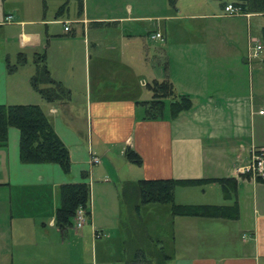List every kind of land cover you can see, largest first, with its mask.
Here are the masks:
<instances>
[{"label":"crops","instance_id":"crops-1","mask_svg":"<svg viewBox=\"0 0 264 264\" xmlns=\"http://www.w3.org/2000/svg\"><path fill=\"white\" fill-rule=\"evenodd\" d=\"M192 1L164 10L166 0H43L41 7L3 0L0 103H39L72 165L65 172L56 162L22 161L20 130L9 127L0 144V264H85L72 243L86 239L93 243L92 264H147L137 255L146 250L143 232L140 244L131 235L118 254L98 251L95 190L112 185L124 201L126 181L165 177L213 178L177 185L175 200L237 204L239 212L233 218L182 216L153 203L157 235L155 252L145 255L149 264H264V179L238 170L264 145V106L254 83L262 82L264 54L251 57V45L235 39L232 15L219 0L220 8L206 1L204 10V3ZM156 31L163 38L152 37ZM38 53L70 90L67 99L49 101L33 86ZM164 77L193 104L175 117L167 110L165 117L147 118L148 82ZM128 147L142 164L126 157ZM224 177L236 182L230 196L219 180ZM82 180L91 186V223L75 237L55 216L59 186Z\"/></svg>","mask_w":264,"mask_h":264},{"label":"trees","instance_id":"trees-1","mask_svg":"<svg viewBox=\"0 0 264 264\" xmlns=\"http://www.w3.org/2000/svg\"><path fill=\"white\" fill-rule=\"evenodd\" d=\"M219 1L223 6L228 2H233L243 12H264V0ZM168 2L173 10L178 8V0H168ZM66 5L67 3L62 4L58 11L65 9ZM262 41L264 52V25ZM35 63L36 69L31 76L33 86L49 101L67 99L70 96V90L61 81L52 77L45 60V54H36ZM148 88L151 90L152 97L144 101L147 118L165 117L168 111L171 117H175L193 104L189 94H182L176 90L170 77L154 78L148 82ZM10 126H16L20 130V158L22 161L56 162L65 172L70 171L72 165L70 151L39 103H0V144L7 141ZM125 154L130 161L142 164V156L134 148L128 147ZM83 175L87 176V172L84 171ZM209 180H213V178H140L135 182L126 181L122 194L127 199H138L137 205L141 203L167 204L173 215L236 217L239 212L237 204L179 203L175 200L177 185L196 184ZM219 180L223 183L224 194L230 196L236 189V182L228 177ZM59 193L60 204L56 209L55 219L60 228L70 227L74 224V216L80 206L85 207L87 215L90 216L91 186L88 181L62 183L59 186ZM153 242L155 244H152ZM145 246L146 250L140 247L137 255L140 256L142 262L149 264L152 259L145 255L155 252L156 241L149 237ZM163 261H165L164 258ZM159 264H162L161 259H159Z\"/></svg>","mask_w":264,"mask_h":264},{"label":"rangeland","instance_id":"rangeland-1","mask_svg":"<svg viewBox=\"0 0 264 264\" xmlns=\"http://www.w3.org/2000/svg\"><path fill=\"white\" fill-rule=\"evenodd\" d=\"M34 4H38V6H42V1L43 0H30ZM158 4H162V0H157ZM167 4L164 5V10L167 8L170 9L171 6H168V0ZM201 1L200 6L204 3V7L202 6V10L206 8V1H210L211 4L214 6L216 5L217 8H220V3L218 0H199ZM193 3L194 1L192 0H179V3L181 5H184L185 3ZM155 3V2H154ZM167 5V8H166ZM199 6V5H198ZM197 6V7H198ZM224 11L225 6H224ZM227 12V11H226ZM229 15H232L231 17H228V21L233 23L235 25V31L236 35L234 36L237 41L242 43L244 47L246 48L247 44L248 46L251 45L252 49H249V53L252 54L253 51H255L256 43L253 39V37H257L262 41V27L264 25V12L259 11V12H243L242 10L238 13H229ZM0 14L3 15V0H0ZM247 19H250L249 22ZM249 29V39L247 35V30ZM153 37V36H152ZM7 46L11 47L12 42L7 44ZM245 50V49H244ZM243 51V47L241 49V52ZM240 52V53H241ZM264 52L261 51L256 58L260 59L262 58ZM254 55V53H253ZM254 57V56H253ZM259 72L262 74L263 70L260 68ZM261 83L257 82V80L254 81L255 83V90L256 93L262 96L258 97L257 100L263 103L264 106V74L261 75ZM145 87V86H144ZM146 88V87H145ZM144 88V89H145ZM148 93L150 95L151 91L148 90ZM79 120L80 125H86V115L85 114H76ZM102 186L97 187L95 190L96 194V209H97V222L98 226H102V228H98L99 232L102 233V238L98 240V251L100 253L102 252H109L111 254H118L119 251L121 252L122 246H126L127 242L126 240L129 238V236L133 235V238L135 235H137V243L140 244V236L142 235L143 232V241L148 240V235L149 237L153 238L156 240L155 233L157 231L156 228V223L152 219L153 214H154V209L155 207L153 203H150L148 205L142 204V206H138V199H126L124 196V201L120 200L119 201V191L116 190L114 186H109L110 188H104L103 186H106L105 184H101ZM113 187V188H112ZM100 190H103L100 191ZM140 203V202H139ZM90 207L92 208V205L90 204ZM141 207V208H139ZM155 215V214H154ZM150 220L148 223V228L143 225L142 226V220L146 221ZM135 221V222H133ZM91 223L90 217H87L86 222L84 225H88ZM134 229H136V234H134ZM69 234L70 236L74 235L75 237L78 236L79 229L76 228V225L73 224L72 226L69 227ZM82 240V239H81ZM72 244L75 245L78 253L81 255L85 256L86 258L84 259L85 264H92V247L93 243L91 240H82L78 243L73 242ZM152 244H155L153 242ZM70 246V243H69ZM101 255V254H100ZM102 257L99 258L100 261H102ZM108 260V259H107ZM176 263V260L175 262ZM71 264V263H70Z\"/></svg>","mask_w":264,"mask_h":264},{"label":"built area","instance_id":"built-area-1","mask_svg":"<svg viewBox=\"0 0 264 264\" xmlns=\"http://www.w3.org/2000/svg\"><path fill=\"white\" fill-rule=\"evenodd\" d=\"M225 10L231 14L236 12L239 13L241 11V9L233 2H228L225 5ZM12 18L13 16L11 14L7 16L8 20H11ZM65 28L69 29V25L66 24ZM152 36L163 38V34L161 31H156ZM252 40L255 41L256 47L252 45V47L255 48V51H253L254 55L252 53L251 57L257 56L261 51H263V43L261 42V40L255 36L253 37ZM263 111L264 109H260V112ZM94 161L98 162L100 161V158L98 156H94ZM238 170L244 173H248L255 178L264 179V145L259 147H254L252 150L251 159L247 163L239 166ZM87 217L88 215L86 212V208L83 206L78 207L76 210V214L74 216V224L76 225L77 229L83 227ZM97 234L99 235V231H97Z\"/></svg>","mask_w":264,"mask_h":264}]
</instances>
